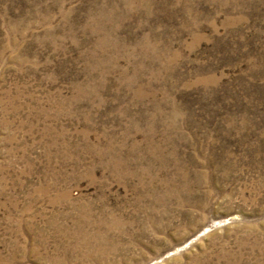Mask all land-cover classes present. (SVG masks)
Returning <instances> with one entry per match:
<instances>
[{
  "label": "rangeland",
  "instance_id": "1",
  "mask_svg": "<svg viewBox=\"0 0 264 264\" xmlns=\"http://www.w3.org/2000/svg\"><path fill=\"white\" fill-rule=\"evenodd\" d=\"M0 264H264V0H0Z\"/></svg>",
  "mask_w": 264,
  "mask_h": 264
}]
</instances>
